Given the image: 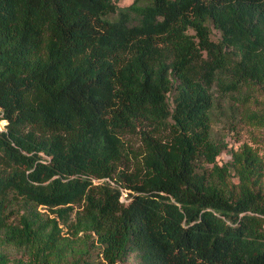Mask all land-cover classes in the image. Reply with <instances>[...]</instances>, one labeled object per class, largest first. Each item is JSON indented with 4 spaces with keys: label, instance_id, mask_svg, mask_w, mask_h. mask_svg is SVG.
<instances>
[{
    "label": "trees",
    "instance_id": "1",
    "mask_svg": "<svg viewBox=\"0 0 264 264\" xmlns=\"http://www.w3.org/2000/svg\"><path fill=\"white\" fill-rule=\"evenodd\" d=\"M258 90L264 0H0V264H264Z\"/></svg>",
    "mask_w": 264,
    "mask_h": 264
},
{
    "label": "rangeland",
    "instance_id": "2",
    "mask_svg": "<svg viewBox=\"0 0 264 264\" xmlns=\"http://www.w3.org/2000/svg\"><path fill=\"white\" fill-rule=\"evenodd\" d=\"M117 5L125 7L130 5L134 0H115ZM212 39H220V33L212 29ZM241 97L218 96L217 108L214 109V118L212 119L211 137L223 148L222 153L217 158L219 165H224L231 159V152L238 151L244 145L251 147L259 157L264 161V123L250 121L240 103ZM251 112L263 113L264 110V91L258 90L250 100ZM250 113V112H249ZM3 126V122H0ZM129 147L137 153L142 152L141 143L137 136L127 137ZM98 184L97 181H95ZM126 191V190H125ZM128 192V191H126ZM126 200H128L126 198ZM43 212H48L44 207H40Z\"/></svg>",
    "mask_w": 264,
    "mask_h": 264
},
{
    "label": "built area",
    "instance_id": "3",
    "mask_svg": "<svg viewBox=\"0 0 264 264\" xmlns=\"http://www.w3.org/2000/svg\"><path fill=\"white\" fill-rule=\"evenodd\" d=\"M0 122H3V126L5 127V125L7 124V122L6 121H4V120H2V121H0ZM2 130H4V128L2 129V127L0 126V131H2ZM97 182H101L102 180H96ZM121 190V193H122V195H121V198H120V201L122 202V203H127L128 202V200H126V198H127V192L124 190V189H120Z\"/></svg>",
    "mask_w": 264,
    "mask_h": 264
}]
</instances>
